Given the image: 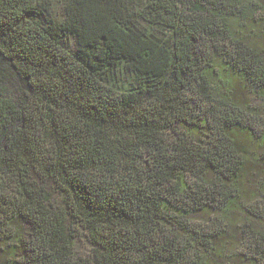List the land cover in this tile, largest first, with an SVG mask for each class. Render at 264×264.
<instances>
[{"label": "trees", "instance_id": "16d2710c", "mask_svg": "<svg viewBox=\"0 0 264 264\" xmlns=\"http://www.w3.org/2000/svg\"><path fill=\"white\" fill-rule=\"evenodd\" d=\"M0 264H264V0H0Z\"/></svg>", "mask_w": 264, "mask_h": 264}]
</instances>
